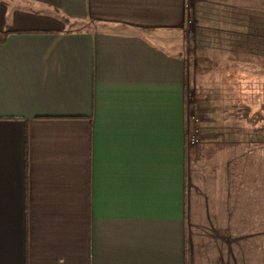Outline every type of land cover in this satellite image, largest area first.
Wrapping results in <instances>:
<instances>
[{
  "label": "crops",
  "instance_id": "crops-1",
  "mask_svg": "<svg viewBox=\"0 0 264 264\" xmlns=\"http://www.w3.org/2000/svg\"><path fill=\"white\" fill-rule=\"evenodd\" d=\"M191 1L0 0V264H245L244 170L163 44Z\"/></svg>",
  "mask_w": 264,
  "mask_h": 264
},
{
  "label": "rangeland",
  "instance_id": "rangeland-1",
  "mask_svg": "<svg viewBox=\"0 0 264 264\" xmlns=\"http://www.w3.org/2000/svg\"><path fill=\"white\" fill-rule=\"evenodd\" d=\"M171 43L188 60V138L196 135V146L216 150L219 164L244 170L246 233L263 236L248 240L238 260L264 264V85L242 90L244 100L258 109L245 117L227 77L231 72L248 79L264 75V0L191 1L184 30L163 41ZM253 243L258 246L254 258Z\"/></svg>",
  "mask_w": 264,
  "mask_h": 264
},
{
  "label": "trees",
  "instance_id": "trees-1",
  "mask_svg": "<svg viewBox=\"0 0 264 264\" xmlns=\"http://www.w3.org/2000/svg\"><path fill=\"white\" fill-rule=\"evenodd\" d=\"M228 77V82L231 83V88H232V95H233V99L235 102H237V104H239L240 108H241V113H243V116L248 117V113L252 114L253 111L254 112H258L257 109V105H255L254 103H250L249 101H246V99L244 100V93H242L243 91H246L245 93H248V90H251L252 92L254 90L252 89H256V87H260L264 85V75L261 77H252L250 79L246 78V77H242V76H236V74L234 73H229L227 75ZM251 77V76H249ZM238 79V80H237ZM238 81V84L237 82ZM241 82V84H240ZM243 82V83H242ZM240 84V85H239ZM241 88L239 91H236V87ZM243 90V91H242ZM245 96L249 97V94H246ZM264 99V97L262 98Z\"/></svg>",
  "mask_w": 264,
  "mask_h": 264
},
{
  "label": "built area",
  "instance_id": "built-area-1",
  "mask_svg": "<svg viewBox=\"0 0 264 264\" xmlns=\"http://www.w3.org/2000/svg\"><path fill=\"white\" fill-rule=\"evenodd\" d=\"M198 133H199V131H197V134ZM196 137H197L196 135H191V137L188 138L189 143L192 145L198 143V139Z\"/></svg>",
  "mask_w": 264,
  "mask_h": 264
}]
</instances>
